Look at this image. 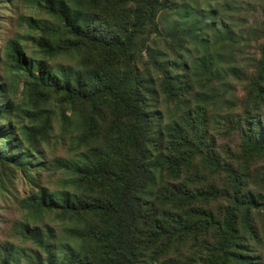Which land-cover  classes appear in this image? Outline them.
Here are the masks:
<instances>
[{
  "label": "trees",
  "instance_id": "trees-1",
  "mask_svg": "<svg viewBox=\"0 0 264 264\" xmlns=\"http://www.w3.org/2000/svg\"><path fill=\"white\" fill-rule=\"evenodd\" d=\"M16 3L0 177L27 191L0 264H264L263 2Z\"/></svg>",
  "mask_w": 264,
  "mask_h": 264
},
{
  "label": "rangeland",
  "instance_id": "rangeland-1",
  "mask_svg": "<svg viewBox=\"0 0 264 264\" xmlns=\"http://www.w3.org/2000/svg\"><path fill=\"white\" fill-rule=\"evenodd\" d=\"M229 3L235 5L237 8L234 9L233 17L237 24H245L252 18H258L260 16V10L258 9L260 4L264 0H228ZM18 8L8 6L0 8V82L6 83L5 98H9L13 105L18 103L19 90L21 85L12 81V77L5 71L4 65L2 64L1 50L4 42L15 35L17 29V15L21 13L20 5L17 4ZM16 93H12V91ZM53 136L49 139V143L41 144V152L43 160L47 163L54 158H66L69 153L66 151L67 147L60 145L59 143L54 144V123H53ZM58 178V174H54L51 170H42L38 179L39 185L53 188L55 181ZM27 188L18 178H12L11 182L7 181L5 177H0V244L8 239L10 234V228L12 224L21 219L22 211L18 207V200L25 196ZM16 242L15 239L10 241Z\"/></svg>",
  "mask_w": 264,
  "mask_h": 264
}]
</instances>
